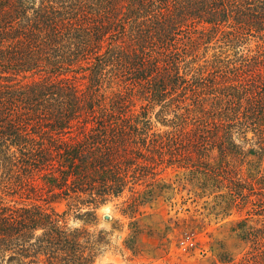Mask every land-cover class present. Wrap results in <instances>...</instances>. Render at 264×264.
I'll return each mask as SVG.
<instances>
[{
  "label": "trees",
  "instance_id": "trees-1",
  "mask_svg": "<svg viewBox=\"0 0 264 264\" xmlns=\"http://www.w3.org/2000/svg\"><path fill=\"white\" fill-rule=\"evenodd\" d=\"M263 128L264 0H0V264H93L68 213L134 210L162 166L264 214ZM246 221L213 264H264Z\"/></svg>",
  "mask_w": 264,
  "mask_h": 264
},
{
  "label": "rangeland",
  "instance_id": "rangeland-1",
  "mask_svg": "<svg viewBox=\"0 0 264 264\" xmlns=\"http://www.w3.org/2000/svg\"><path fill=\"white\" fill-rule=\"evenodd\" d=\"M155 128L163 129L159 122ZM246 136L250 139L246 147L258 149L264 128ZM237 140L243 141L242 136ZM257 167L263 169L264 161ZM158 177L159 187L134 210L128 207L133 194L126 189L94 209V217L68 213L70 228H83L92 235L93 264H213L221 253L237 260L249 246L237 223L246 218V226L264 228L263 212L253 211L257 206L230 204L213 180L177 166H162ZM136 188L145 189L144 185ZM53 206L58 211L67 209L64 201ZM132 231H138L135 238Z\"/></svg>",
  "mask_w": 264,
  "mask_h": 264
}]
</instances>
